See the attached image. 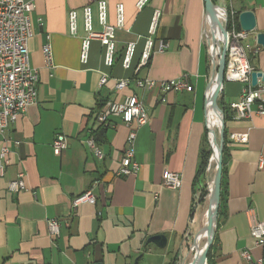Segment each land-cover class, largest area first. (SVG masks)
Wrapping results in <instances>:
<instances>
[{
	"label": "crops",
	"instance_id": "obj_1",
	"mask_svg": "<svg viewBox=\"0 0 264 264\" xmlns=\"http://www.w3.org/2000/svg\"><path fill=\"white\" fill-rule=\"evenodd\" d=\"M26 1L33 4L28 51L29 64L38 71L37 99L0 132V264H132L140 254L139 264H179L180 260L185 263L180 256L194 242L193 260L208 222L203 213L204 229L203 223L196 226L195 215L196 202L204 204L199 198L200 182L204 185L209 180L197 179L207 135L206 87L213 76L204 0H151L141 10L136 8L137 0H106L112 25L116 4L124 6V25L114 32L111 67L104 65L103 47L97 40L90 43L88 60L80 61L85 35L81 8L87 0ZM218 2L237 14L254 12L256 28L243 44L250 64L264 72V46L256 40L257 32L264 33V0ZM154 9L162 12L156 43L162 40L166 48L138 68ZM70 10L77 12L74 34L69 30ZM92 14L93 27L99 30L94 4ZM127 42H135V53L125 67L121 59ZM45 44L52 50L50 65L42 51ZM103 75L108 80L102 85ZM145 77H186L189 88L164 92L136 86L135 79ZM119 78L128 79L121 90L115 88ZM242 86L226 81L220 93L227 108V133L246 132L248 139L245 143L228 140L224 200L203 264H254L258 259L264 264V251L250 235L252 218L264 223V116L238 118L228 109ZM129 95L143 103L149 119L137 129L134 157L138 171L116 176L129 128L120 118H111L112 126L96 143L102 159L93 154L87 140L98 128V105L123 102ZM212 117L219 122L215 110ZM57 134L67 139V148L59 155L52 150ZM2 146L7 147L5 157ZM166 172L181 175L178 189L162 185ZM19 173L24 174L26 188L11 192L8 184ZM211 174L210 167L208 177ZM90 188L96 202L73 208L72 199ZM54 218L59 221L56 237L47 229L48 220ZM153 234L167 237L164 249L152 244L144 247ZM245 250L251 262L242 257Z\"/></svg>",
	"mask_w": 264,
	"mask_h": 264
},
{
	"label": "built area",
	"instance_id": "obj_2",
	"mask_svg": "<svg viewBox=\"0 0 264 264\" xmlns=\"http://www.w3.org/2000/svg\"><path fill=\"white\" fill-rule=\"evenodd\" d=\"M87 4L81 8L83 17V27L85 35L81 38L80 61L82 63L88 60L90 43L97 40L103 47V63L111 67L115 60V39L114 32L116 28L124 25V6L117 3L115 6L116 22L110 24L107 19V1L106 0H87ZM151 0H137L136 8L143 9ZM96 6L97 20L100 26L99 30L93 27L92 5ZM215 7V6H214ZM33 4L26 0H0V132L9 124L14 122L25 109L36 102V82L38 80V71L29 64L28 40L32 36V24L30 12ZM162 12L160 9L152 11L147 34L145 36L143 48L139 56L137 67L146 66L155 52H161L166 48V43L159 40L156 43V35L160 24ZM69 30L72 34L77 28V12L70 10L68 12ZM221 47L225 41V65L223 71V83L218 84L215 92L217 100L223 84L226 81L242 83V89L239 92L236 101L229 103L228 109L235 117L248 119L254 115L264 116V81L257 77L256 85L251 84V73L255 71L249 62L246 46L243 41L247 38L249 32L240 28L238 23V14L234 10L226 12L223 10L220 18ZM208 26L209 22L207 20ZM208 40V53L211 64L213 65V76L206 87V126L207 137L210 145L214 142L219 143V123L211 121L210 98L214 87L217 67L221 55V47L216 44V39L211 38L210 28ZM46 64L50 65L52 61V50L49 44H45L42 49ZM135 53V42H127L122 53V64L128 67L131 64ZM107 75H103L100 83L107 82ZM128 84L127 78L115 80V88L121 90ZM136 86L145 89L158 88L162 91H181L189 88V82L186 77L172 78L165 80H153L151 78H136ZM221 88V89H220ZM223 119H224V113ZM112 117H118L128 128L126 144L119 160V166L115 171L116 176H128L135 174L139 169V164L135 160V139L137 129L148 122L149 116L143 106V103L135 96L129 95L123 102H106L96 113V126L111 127ZM248 134L246 132H230L228 140L245 143ZM88 147L93 154L103 158L102 151L97 147L93 136L87 140ZM67 148V139L64 134H57L52 141V150L54 154L59 155ZM7 147L2 146L1 156L5 157ZM210 167L214 163L213 155L210 158ZM162 185L178 189L181 185V175L176 172H166ZM26 188L24 174L19 173L17 178L11 180L8 189L11 192H17ZM96 202L92 188L74 197L71 206L75 208L80 203ZM48 234L56 237L59 233L58 219H50L47 222ZM250 235L255 241V245L261 247L264 251V223L256 218H252L250 224ZM242 257L251 262L250 253L245 250ZM261 259L254 264H261Z\"/></svg>",
	"mask_w": 264,
	"mask_h": 264
},
{
	"label": "water",
	"instance_id": "obj_3",
	"mask_svg": "<svg viewBox=\"0 0 264 264\" xmlns=\"http://www.w3.org/2000/svg\"><path fill=\"white\" fill-rule=\"evenodd\" d=\"M205 10H206V17L210 24L211 29H215V23L212 21L213 17V7L211 0H204ZM238 21L240 28L244 31L251 32L254 31L256 28V19L255 14L252 10H243L240 11L238 14ZM256 40L259 45L264 46V33L263 32H257L256 33ZM225 41L222 44L221 47V55L219 64L217 67V73L215 77V83L213 90L211 92V98H210V107L212 110H215L216 113L219 115V119L221 121V125L219 127V143H218V152H217V158L215 162V173L212 180V184L215 187V197H214V207L210 211V216L208 219L209 222V234L206 236V242L204 244V247L202 248V254L201 258L206 263L207 254L209 251V248L212 244L213 238H214V231L216 227V220H217V213H218V205H219V196H220V184H221V174H222V146H223V138H224V119H223V112L218 106V100L216 96L215 89L217 85L220 83H223V71H224V65H225ZM257 77L261 78V81H264V72L261 71H253L251 73V84L254 86L257 83ZM221 89V88H220ZM210 147L213 150V145H210ZM213 155V154H212ZM202 231V229H201ZM200 231V232H201ZM200 234V233H199ZM196 239V238H195ZM154 245L159 249H164L167 244V237L164 234H153L146 238L144 242V247H148V245ZM142 256L140 254L138 257H136L132 264H139V258ZM94 264H102L101 262H96Z\"/></svg>",
	"mask_w": 264,
	"mask_h": 264
},
{
	"label": "trees",
	"instance_id": "obj_4",
	"mask_svg": "<svg viewBox=\"0 0 264 264\" xmlns=\"http://www.w3.org/2000/svg\"><path fill=\"white\" fill-rule=\"evenodd\" d=\"M213 3L216 4L217 0H212ZM218 105L219 108L221 109V111L224 113V124H225V120H227L228 116H227V108L225 110V107L223 106V103L221 102V98L218 100ZM104 105V103H101L98 105L97 110H99L102 106ZM107 127H102V126H98V128L96 130L93 131L92 136L94 137L96 143L98 142V138L99 136L103 135L104 132L106 131ZM227 130L224 126V138H223V146H222V174H221V184H220V198H219V205H218V213H217V220H218V215L221 211V206L223 204V197H224V193H225V164H226V159H227V147H228V138H227ZM211 154H212V149L210 147V144L208 142V138L207 135L205 134L204 136V145L200 151V157H199V163H198V173H197V179H201V178H205V181H207L209 179L208 177V171L210 168V158H211ZM217 158V155H216ZM207 194V186L206 184H204L201 187L200 190V201L204 202L205 201V197ZM216 220V223H217ZM168 264H173V263H168Z\"/></svg>",
	"mask_w": 264,
	"mask_h": 264
},
{
	"label": "rangeland",
	"instance_id": "obj_5",
	"mask_svg": "<svg viewBox=\"0 0 264 264\" xmlns=\"http://www.w3.org/2000/svg\"><path fill=\"white\" fill-rule=\"evenodd\" d=\"M212 1V0H211ZM220 1V0H219ZM224 1H230V0H224ZM221 4H222V2H220ZM220 3L218 2V3H213L212 2V4L217 8V9H219V10H225L226 12H228L229 10L227 9V7L226 8H223L221 5H220ZM218 20H220V17H219V19ZM209 28H210V33H211V37H212V39H214L216 36H215V33H214V30L213 29H211V27H210V24H209ZM217 32V31H216ZM220 38H221V33L218 35V37H216L215 39H216V44L218 45V47L220 46L221 47V41H220ZM219 103V102H218ZM219 106V105H218ZM212 149V148H211ZM212 154H213V150H212ZM212 154H211V156H212ZM213 160V159H212ZM215 163H213L212 164V167H211V177H209V180H208V182H207V184H206V186H207V194H206V197H205V201H204V204H200V203H197L196 202V211H195V215H196V226L198 225H201L203 222H202V216H203V213H204V221L206 220V219H209V216H210V210H212L211 208H212V206H213V203H214V201H213V195L211 196L210 195V193H211V184H212V180H213V177H214V173H215ZM203 186V182L201 181L200 182V188ZM220 197V196H219ZM209 205H210V208H209ZM204 223H203V229H204ZM196 231V230H195ZM195 231L193 232V234L195 233ZM205 242H206V237H205V239L204 240H202L201 241V243H200V247L201 248H203L204 246V244H205ZM194 245H195V243L193 242V245L191 246V248H190V251H187V250H184V252H183V254H181V256L180 257H182L183 259H184V261H185V263H183L182 262V260H180V262H179V264H193L194 262H196L195 260V258H196V256H195V258L193 259V261H192V254H193V250H194ZM168 246H170V244H168ZM191 250H192V252H191ZM169 254H170V252H169ZM195 264V263H194Z\"/></svg>",
	"mask_w": 264,
	"mask_h": 264
},
{
	"label": "bare ground",
	"instance_id": "obj_6",
	"mask_svg": "<svg viewBox=\"0 0 264 264\" xmlns=\"http://www.w3.org/2000/svg\"><path fill=\"white\" fill-rule=\"evenodd\" d=\"M222 14H223V10H219V9H217L216 7H213V17H212V21H214V23H215V26L217 27V33H215V36L216 37H218V35L220 34V29H221V26H220V21L218 20L219 19V17L221 18L222 17ZM215 37V38H216ZM212 38V37H211ZM213 111L214 110H211V121L213 122V123H219L218 121H216L215 120V118H213L212 117V113H213ZM218 143L216 144V142H214V153H213V161H214V163L216 162V155H217V152H218ZM215 169V168H214ZM210 195L212 196L213 195V201H214V197H215V187H214V185L213 184H211V193H210ZM214 207V203H213V206H212V208ZM209 234V222H207V226H206V230H205V234H204V238H203V240L205 239V237L207 236ZM204 246V245H203ZM202 252V248L200 247V249H199V251H198V253H197V255H196V262H194V263H198V264H203L204 263V261L202 260V258H201V253ZM193 261V260H192ZM193 263V264H194Z\"/></svg>",
	"mask_w": 264,
	"mask_h": 264
}]
</instances>
